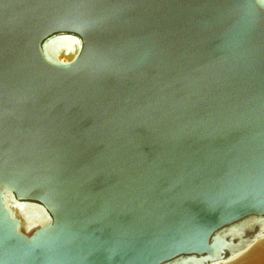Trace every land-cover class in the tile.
<instances>
[{
  "label": "water",
  "instance_id": "obj_1",
  "mask_svg": "<svg viewBox=\"0 0 264 264\" xmlns=\"http://www.w3.org/2000/svg\"><path fill=\"white\" fill-rule=\"evenodd\" d=\"M0 264H264V0H0Z\"/></svg>",
  "mask_w": 264,
  "mask_h": 264
}]
</instances>
